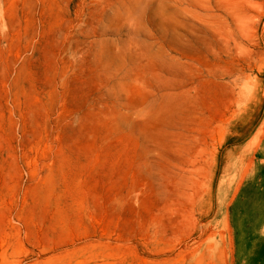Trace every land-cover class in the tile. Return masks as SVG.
Wrapping results in <instances>:
<instances>
[{"label": "rangeland", "instance_id": "374dc122", "mask_svg": "<svg viewBox=\"0 0 264 264\" xmlns=\"http://www.w3.org/2000/svg\"><path fill=\"white\" fill-rule=\"evenodd\" d=\"M0 264H264V0H0Z\"/></svg>", "mask_w": 264, "mask_h": 264}]
</instances>
